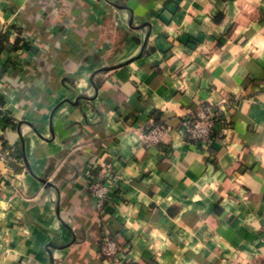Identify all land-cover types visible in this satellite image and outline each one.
Masks as SVG:
<instances>
[{"label":"crops","instance_id":"obj_1","mask_svg":"<svg viewBox=\"0 0 264 264\" xmlns=\"http://www.w3.org/2000/svg\"><path fill=\"white\" fill-rule=\"evenodd\" d=\"M0 39V264H108L104 225L119 264H264V0H0ZM223 98L225 139H183Z\"/></svg>","mask_w":264,"mask_h":264},{"label":"built area","instance_id":"obj_2","mask_svg":"<svg viewBox=\"0 0 264 264\" xmlns=\"http://www.w3.org/2000/svg\"><path fill=\"white\" fill-rule=\"evenodd\" d=\"M229 99L223 98L216 106L201 104L194 112L181 118L180 134L186 141L205 145L213 138L225 139L230 128L229 117L225 113ZM166 127L163 123L149 120L141 133V141L145 145H157L163 141ZM9 159L8 153L3 150L0 140V160ZM120 173L111 163H99L92 167L85 185L91 195L97 215L105 214L106 205L115 193ZM99 252L108 264H119L118 256L120 245L113 239L107 226H103L99 237Z\"/></svg>","mask_w":264,"mask_h":264},{"label":"trees","instance_id":"obj_3","mask_svg":"<svg viewBox=\"0 0 264 264\" xmlns=\"http://www.w3.org/2000/svg\"><path fill=\"white\" fill-rule=\"evenodd\" d=\"M1 40H2V39H0V43H1ZM154 122L158 123V122H157V119H155V121H154Z\"/></svg>","mask_w":264,"mask_h":264}]
</instances>
